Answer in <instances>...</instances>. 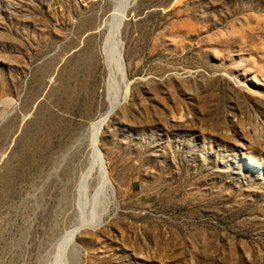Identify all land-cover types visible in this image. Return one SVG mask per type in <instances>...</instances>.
Instances as JSON below:
<instances>
[{
  "label": "rangeland",
  "instance_id": "obj_1",
  "mask_svg": "<svg viewBox=\"0 0 264 264\" xmlns=\"http://www.w3.org/2000/svg\"><path fill=\"white\" fill-rule=\"evenodd\" d=\"M0 264H264V0H0Z\"/></svg>",
  "mask_w": 264,
  "mask_h": 264
},
{
  "label": "bare ground",
  "instance_id": "obj_2",
  "mask_svg": "<svg viewBox=\"0 0 264 264\" xmlns=\"http://www.w3.org/2000/svg\"><path fill=\"white\" fill-rule=\"evenodd\" d=\"M121 1V0H120ZM131 1V0H130ZM129 2V1H128ZM123 11V10H122ZM126 11V10H125ZM126 16V15H125ZM118 18V17H117ZM122 18H119V22L122 23ZM117 21V20H116ZM122 21V22H121ZM118 22V24H119ZM121 26V25H120ZM119 26V29H120ZM117 27V26H116ZM115 27V28H116ZM117 34H119L117 32ZM116 34V31L114 30V35H112V37L114 36V40H115V46L118 48L117 54H116V62L118 63L117 66L119 67L118 71L122 72V74L124 73L123 70V63L121 61L120 58V38H118ZM113 39V38H112ZM111 38L109 40H112ZM107 43V42H106ZM114 43V42H113ZM112 43V44H113ZM124 46V45H123ZM113 48V47H112ZM114 50V49H113ZM117 69V68H116ZM117 75V74H116ZM121 75V74H120ZM127 83V82H125ZM126 89V88H125ZM128 91L126 90L120 98H116L114 99V101L111 103L109 110L106 112V114L103 117H100L99 120H97L94 124H92V134H91V146H92V154H93V158H94V164L96 166V173L98 175V183L100 185L101 188H110V184H109V179H108V174H107V169L105 168L104 162H103V158H102V154L98 148V139H99V135L101 133L102 128L104 127V124L106 122V120L109 118V116L119 107L120 103L122 101H124L126 99ZM89 151V150H88ZM90 153V152H89ZM87 166V165H86ZM90 169V168H89ZM88 169V170H89ZM93 169V168H92ZM82 170V169H81ZM91 173V172H90ZM89 182V181H88ZM99 188V187H98ZM99 190V189H97ZM88 191V190H87ZM110 191V190H109ZM88 193V192H87ZM101 194V192H100ZM105 195V194H104ZM103 195V196H104ZM94 197V196H93ZM101 218V217H100ZM96 220V219H95ZM101 224V220L98 219L97 223H95V225L91 226V227H95V226H99ZM82 226L80 227H76V229H73V231L71 232L70 236H69V242L74 241V238L76 237V235L78 234V232L81 230Z\"/></svg>",
  "mask_w": 264,
  "mask_h": 264
}]
</instances>
